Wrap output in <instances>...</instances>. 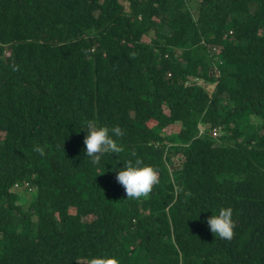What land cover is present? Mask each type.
I'll return each instance as SVG.
<instances>
[{
	"label": "trees",
	"instance_id": "1",
	"mask_svg": "<svg viewBox=\"0 0 264 264\" xmlns=\"http://www.w3.org/2000/svg\"><path fill=\"white\" fill-rule=\"evenodd\" d=\"M88 120L122 129L98 166ZM136 159L159 182L132 199L115 177ZM102 254L264 264V0H0V264Z\"/></svg>",
	"mask_w": 264,
	"mask_h": 264
},
{
	"label": "clouds",
	"instance_id": "2",
	"mask_svg": "<svg viewBox=\"0 0 264 264\" xmlns=\"http://www.w3.org/2000/svg\"><path fill=\"white\" fill-rule=\"evenodd\" d=\"M85 132L83 139V154L93 166H98L101 157L106 153H119L121 147L114 137L122 135L119 126H103L94 120H88L82 129ZM41 151L39 147L34 149ZM117 182L124 188L127 198L137 199L146 196L152 191L158 181L157 170L140 159L126 161L116 172ZM206 224L209 231L222 240H230L234 234L235 222L232 219L231 207H220L207 217ZM89 264H119L115 256L102 254L90 258Z\"/></svg>",
	"mask_w": 264,
	"mask_h": 264
},
{
	"label": "rangeland",
	"instance_id": "3",
	"mask_svg": "<svg viewBox=\"0 0 264 264\" xmlns=\"http://www.w3.org/2000/svg\"><path fill=\"white\" fill-rule=\"evenodd\" d=\"M147 41H148V38H147ZM188 85L190 84H196L197 87L201 88V89H206V91H208L209 89L213 88L216 86V84H209V82L207 81H204V80H195V79H192L189 81V83H187ZM179 126V125H178ZM254 126H256L254 124ZM176 131L179 130V127H177L175 129ZM183 162V159H180L179 157H175L173 159V163L175 165V167H179ZM26 186L29 188L28 184H26ZM15 189L17 188V185H14ZM31 189L29 188L28 191H30ZM17 195H18V198L19 200L15 203L16 205H21V207H23L24 209L27 207V205L29 204V201L25 198V195H24V191L23 190H17ZM78 264H85L84 261H80Z\"/></svg>",
	"mask_w": 264,
	"mask_h": 264
}]
</instances>
